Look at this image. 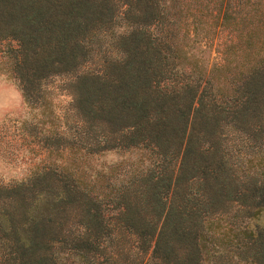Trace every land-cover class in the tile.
Instances as JSON below:
<instances>
[{"label":"trees","instance_id":"1","mask_svg":"<svg viewBox=\"0 0 264 264\" xmlns=\"http://www.w3.org/2000/svg\"><path fill=\"white\" fill-rule=\"evenodd\" d=\"M0 73V264H264V0H0Z\"/></svg>","mask_w":264,"mask_h":264},{"label":"rangeland","instance_id":"2","mask_svg":"<svg viewBox=\"0 0 264 264\" xmlns=\"http://www.w3.org/2000/svg\"><path fill=\"white\" fill-rule=\"evenodd\" d=\"M58 99L66 100L64 94ZM33 110L24 102L16 83L0 73V124L8 127V135L3 138V150L0 151V182L8 183L27 175L31 153L25 141L18 137L19 121L30 119ZM11 133V134H10ZM114 156V155H113ZM111 155H107V158ZM116 157V156H115ZM259 222H264V209L257 214Z\"/></svg>","mask_w":264,"mask_h":264}]
</instances>
